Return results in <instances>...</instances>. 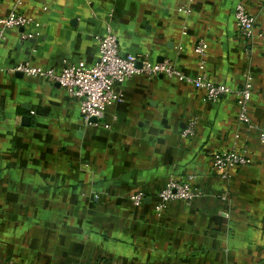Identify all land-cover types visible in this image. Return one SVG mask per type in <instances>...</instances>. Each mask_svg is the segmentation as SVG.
I'll list each match as a JSON object with an SVG mask.
<instances>
[{"label":"crops","instance_id":"crops-1","mask_svg":"<svg viewBox=\"0 0 264 264\" xmlns=\"http://www.w3.org/2000/svg\"><path fill=\"white\" fill-rule=\"evenodd\" d=\"M237 1L254 20L246 49ZM12 9L31 21L0 38V264H264V0H0V16ZM106 27L120 53L187 78L202 38L205 77L235 89L250 76L251 128L236 123L232 95L207 101L174 75L123 80L121 99L87 124L55 83L7 71L89 66ZM232 146L248 162L222 177L211 154ZM169 180L195 195L158 207Z\"/></svg>","mask_w":264,"mask_h":264},{"label":"built area","instance_id":"built-area-1","mask_svg":"<svg viewBox=\"0 0 264 264\" xmlns=\"http://www.w3.org/2000/svg\"><path fill=\"white\" fill-rule=\"evenodd\" d=\"M233 18L242 46L246 49L255 34L253 17L246 11L242 2L237 1L233 7ZM30 21L31 17L16 12L14 9L10 10L6 15L0 16V38L6 29L24 27ZM24 36L26 35L22 34V37ZM95 40L97 59L89 66H86L82 61H76L65 63L55 70L51 67L19 62L9 67L7 71L56 83L68 96L77 101L79 117L87 124L98 123L104 116L106 106L112 101L121 99V93L117 88L123 80L135 74L147 77L156 75L171 77L174 75L202 91V97L207 101L214 102L226 93L232 95L237 108L236 123L245 129L251 128L247 110L250 98V76L245 75L243 82L235 89H230L223 83L214 82L205 77L203 72L207 45L202 38L196 39L192 46V53L197 57V73L192 78L181 75L170 61H151L145 54L124 55L120 53L115 35L109 27H106L105 33L96 36ZM136 63L139 65L137 66ZM91 117L95 119V122H87ZM193 124V121L187 123L182 134H192ZM234 136L237 137V134ZM259 139L264 141V133L259 134ZM247 162L244 148L237 146L211 154V166L222 177L227 176L230 169L245 165ZM194 195L195 190L188 183L169 180L163 188L157 191L158 207L168 200L174 198L187 200ZM128 198L132 204L137 205L141 201L142 195L140 192H135Z\"/></svg>","mask_w":264,"mask_h":264},{"label":"water","instance_id":"water-1","mask_svg":"<svg viewBox=\"0 0 264 264\" xmlns=\"http://www.w3.org/2000/svg\"><path fill=\"white\" fill-rule=\"evenodd\" d=\"M161 61V60H160ZM136 65L138 66L139 65V63H136ZM158 76H161V75H158ZM56 84V83H55ZM57 85V84H56ZM87 122H95V119L93 118V117H91V118H89L88 120H87Z\"/></svg>","mask_w":264,"mask_h":264}]
</instances>
